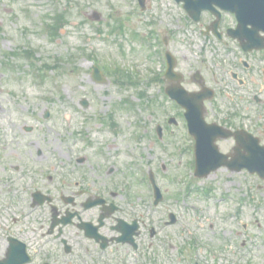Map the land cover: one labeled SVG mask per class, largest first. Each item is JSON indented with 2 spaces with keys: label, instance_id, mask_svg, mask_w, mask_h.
Masks as SVG:
<instances>
[{
  "label": "rangeland",
  "instance_id": "1",
  "mask_svg": "<svg viewBox=\"0 0 264 264\" xmlns=\"http://www.w3.org/2000/svg\"><path fill=\"white\" fill-rule=\"evenodd\" d=\"M147 5L142 12L135 0H0V246L3 231L21 228L12 224L13 213L31 211L15 169L42 178L53 167L72 180L86 177L90 185L102 175L103 188L118 190L128 218L143 216L148 225L141 239L155 247L151 264H264V180L227 168L195 178L194 155L186 151L194 144L160 81L166 38L185 87L195 89L198 71L218 89L216 120L228 122L234 110L219 84L233 83L235 68L226 61L232 56L227 58L224 45L202 38L200 25L172 0ZM251 60L253 70L264 67ZM95 63L106 67L104 81L97 80ZM251 89L242 93L244 105L234 108L235 122L259 110L262 125L264 86ZM254 91L263 100L255 109L249 101ZM170 117L177 126L164 125ZM158 125L164 129L160 141ZM219 145L225 153L234 146L230 140ZM150 170L166 194L157 208L147 185L139 184ZM5 179L14 182L4 184ZM10 204L7 216L3 208ZM170 214L178 219L174 225L166 224ZM30 218L32 225L35 214L20 219L27 224Z\"/></svg>",
  "mask_w": 264,
  "mask_h": 264
},
{
  "label": "flooded vegetation",
  "instance_id": "2",
  "mask_svg": "<svg viewBox=\"0 0 264 264\" xmlns=\"http://www.w3.org/2000/svg\"><path fill=\"white\" fill-rule=\"evenodd\" d=\"M231 27L233 26L230 24L227 29ZM225 43L228 45L227 42ZM259 53L254 52L252 59L254 58L260 63L264 60L260 59V56L257 57ZM241 64L243 72L246 74L245 78L252 80L253 88L261 82L264 83V69H261L260 64L256 65V70H252V66H255L254 62L250 63L248 68L245 67L244 61H241ZM250 72L252 73L250 74ZM244 99L241 97V100ZM250 99H253L257 105L262 102L256 95ZM257 112L258 110L254 112L252 119L237 123L235 122L237 115H235L234 122L229 118L225 126L233 132L247 131L260 138L262 144L264 143V123L259 125L261 116L255 119ZM230 141H233L234 146L227 153L231 154L235 153L237 146L235 139H230ZM243 152L245 153L244 150ZM87 160L86 157L79 162L83 164ZM48 170L49 172L44 177L38 178L33 174L30 177L29 172L19 174V167L15 169L20 184H23V194L29 199L27 201L31 211L28 212V215L34 216L35 214L37 219L32 225H29L32 218L27 224L16 219L12 221V224L21 227L17 233L3 231V260L7 259L12 246L20 247V245H10L9 238L13 235L14 238L24 243L30 261L28 264H61V261L66 258L67 264H151L150 255L155 247L154 245H142L140 242L143 235L141 219L143 216H140L138 220L140 230L135 236L136 245L130 242L125 243L126 236L121 239L123 236L121 226L124 222L132 224L135 219L130 220L128 212L118 202L117 199L122 197L118 190L108 191L101 186V184H105L102 175L99 177L100 184L90 182V185L88 183L90 180L86 177L82 176L78 180H72L70 177L60 176L62 171H58L56 174L53 167ZM63 171L65 174L67 173L64 168ZM114 171L112 169L111 173ZM3 182L10 184L14 180L5 179ZM112 185H114L113 182ZM9 190L11 193L8 194V198L14 189L10 188ZM36 195L37 198H35ZM40 202V205L35 206V203ZM10 206L12 208V205L3 208V213L7 216L12 211L9 209ZM28 215L19 210L21 218ZM31 234L35 237L31 238ZM55 242L59 245H51ZM58 251L61 252V256H57Z\"/></svg>",
  "mask_w": 264,
  "mask_h": 264
},
{
  "label": "water",
  "instance_id": "3",
  "mask_svg": "<svg viewBox=\"0 0 264 264\" xmlns=\"http://www.w3.org/2000/svg\"><path fill=\"white\" fill-rule=\"evenodd\" d=\"M202 7L197 6L196 10L194 9V7H189L186 6V9L189 11L191 16H195V19L198 20L197 15H199V12L201 11ZM264 27V13H263V19H261V27L262 30ZM254 48V47H253ZM257 48H261V47H257ZM170 72L169 74H173V67H174V63L170 61ZM172 94V91H171ZM193 97V96H191ZM195 98V97H194ZM201 101L200 97L199 99H197V102ZM193 100H191L189 103H192ZM188 107V112L189 115L191 116V113H193V119H191V132L195 135V138L197 139V155H198V169H197V175L198 176H204V175H208L212 170H215L217 168H221L223 166H229L232 170H236V171H241L243 168H248L250 169L251 172H259L261 174V176L264 177V161L262 164H258L255 163V158L254 155L258 152L255 151V149H251L250 148V144L249 143V149L248 146L246 145V149L252 154V156H248V157H239L236 162L234 164H237L236 166L233 164V162H227V157L225 155H222L219 153L218 148L215 146L214 142L215 137L212 136V133L206 131L204 129V124H203V120L202 117H199V124L197 123V126L195 124V119H194V114L195 113H199V106L197 105V107H195V110L193 107V105H186ZM195 111V113H194ZM197 115V114H196ZM202 116V115H201ZM201 128V130H200ZM205 132H203V131ZM208 132V133H207ZM224 138H229L231 135L229 134H224L221 135ZM245 147V146H244ZM251 157V158H250ZM243 162V164H241ZM0 264H3V262H0Z\"/></svg>",
  "mask_w": 264,
  "mask_h": 264
}]
</instances>
